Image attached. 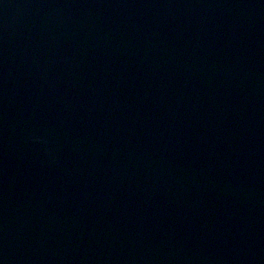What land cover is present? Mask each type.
Listing matches in <instances>:
<instances>
[{
	"label": "water",
	"instance_id": "95a60500",
	"mask_svg": "<svg viewBox=\"0 0 264 264\" xmlns=\"http://www.w3.org/2000/svg\"><path fill=\"white\" fill-rule=\"evenodd\" d=\"M0 264H264V0H0Z\"/></svg>",
	"mask_w": 264,
	"mask_h": 264
}]
</instances>
